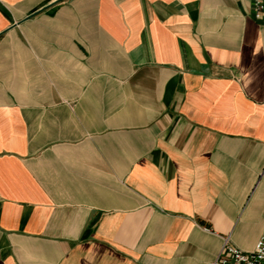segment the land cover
<instances>
[{
  "label": "crops",
  "instance_id": "obj_1",
  "mask_svg": "<svg viewBox=\"0 0 264 264\" xmlns=\"http://www.w3.org/2000/svg\"><path fill=\"white\" fill-rule=\"evenodd\" d=\"M254 0H0V264H219L264 233Z\"/></svg>",
  "mask_w": 264,
  "mask_h": 264
},
{
  "label": "built area",
  "instance_id": "obj_2",
  "mask_svg": "<svg viewBox=\"0 0 264 264\" xmlns=\"http://www.w3.org/2000/svg\"><path fill=\"white\" fill-rule=\"evenodd\" d=\"M253 17L264 29V0L253 1ZM261 176L264 177V168ZM217 260L219 264H264V233L251 251L240 250L225 241Z\"/></svg>",
  "mask_w": 264,
  "mask_h": 264
}]
</instances>
